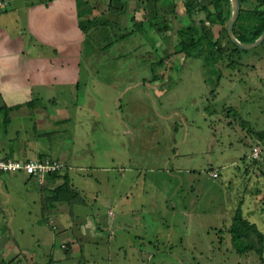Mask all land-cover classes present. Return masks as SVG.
Here are the masks:
<instances>
[{
	"label": "rangeland",
	"instance_id": "obj_1",
	"mask_svg": "<svg viewBox=\"0 0 264 264\" xmlns=\"http://www.w3.org/2000/svg\"><path fill=\"white\" fill-rule=\"evenodd\" d=\"M78 9L90 7L78 1ZM175 25L160 27L170 33L164 41L138 34L111 48L103 41L114 32L89 33L81 54L75 47L66 52L64 82L54 84L50 73L51 84L39 86L57 100L37 105L71 117L66 130L42 142L83 145L81 162L65 170L80 203L66 202L71 213L60 215L36 178L20 174L2 184L5 264H264V241L261 254L237 251L247 241L227 235L237 209L264 235V163L245 159L255 132L264 133V41L225 53H209L199 41L186 55L175 47ZM77 55L84 66L94 61V69H77ZM51 56L60 62L59 52ZM9 110L0 107V120ZM68 222L83 237H70Z\"/></svg>",
	"mask_w": 264,
	"mask_h": 264
},
{
	"label": "crops",
	"instance_id": "obj_2",
	"mask_svg": "<svg viewBox=\"0 0 264 264\" xmlns=\"http://www.w3.org/2000/svg\"><path fill=\"white\" fill-rule=\"evenodd\" d=\"M5 1L7 5L0 6V100L4 102L0 107L10 108L11 115L9 118L0 120V156L14 160L49 157L62 161L65 165L63 172L57 176H47L44 182L39 185L51 194L47 197L53 203L51 212L60 215L68 214L71 213V207L66 202L52 200L53 190L62 183L59 180L66 174L65 170L81 162L79 151L83 150V145H77L74 140L72 145L56 149L45 146L42 142L40 137L66 130L71 117L61 115V110H50L45 105H37V102L57 100L50 94L41 93L39 86L51 82L50 73H53L54 84L64 82L66 78L62 77L60 71L68 69L66 52L75 47L81 54L83 46L89 38V33L96 36V33L100 31L114 32L112 40L103 41L104 48H111L115 43L121 45L120 42L123 39L138 34L147 36L159 34L164 41L170 33L168 31L157 33V28L171 30L175 22L176 25L173 29L175 28L176 32L179 28L190 24L191 17L185 13V0ZM78 1L79 4H86L90 9L80 11ZM250 6L251 4L247 2L244 4V8H250ZM198 13L200 12L193 14V20L204 18L198 17ZM56 16L59 17L58 21L55 19ZM158 20L163 21L162 25L159 26L156 23ZM82 21H88V24L92 23L90 26L84 23L81 25ZM205 22H208L206 25L211 29L212 38L220 40L223 46L222 50L233 52L232 46L227 43L220 32V25L211 24L209 21ZM94 43L98 42H93V49L99 48V44ZM164 43L162 42V45ZM137 49H144L146 54L149 53L145 48ZM53 51L60 53V62L52 61ZM75 58L77 69H82V67L89 70L94 69V61L89 60L84 66L83 58L81 59L78 55ZM169 58L165 61L160 59L155 62L165 63ZM143 60L146 59L143 58L141 61ZM2 74H6L9 79H3ZM76 107L79 108L80 104H76ZM37 124L40 127H37ZM59 125H61L59 129L53 128V126ZM261 142L255 138L252 145L260 144L261 146ZM261 149L262 152L258 159L250 158V151L245 155V159H250L253 164L261 165L264 163L262 146ZM214 171L218 172V170ZM20 174L24 173L3 174L1 185L16 183ZM3 195L6 196L5 193ZM47 224L54 225L53 219L48 218ZM71 224L68 222L70 237L73 239L83 237L82 232H78V237L74 236ZM83 228L87 230L85 227ZM92 237L94 236L89 235L88 238ZM71 244L72 241L67 240L62 244L65 247L61 246L62 249L67 247L64 250L67 253L66 258L70 255L68 252L71 249ZM2 261L5 262L3 259ZM48 263L55 264V261L49 259Z\"/></svg>",
	"mask_w": 264,
	"mask_h": 264
},
{
	"label": "trees",
	"instance_id": "obj_3",
	"mask_svg": "<svg viewBox=\"0 0 264 264\" xmlns=\"http://www.w3.org/2000/svg\"><path fill=\"white\" fill-rule=\"evenodd\" d=\"M255 3V8H244L245 3ZM241 9L236 23L234 24L233 31L237 39L243 43L254 41L264 29V0H240ZM185 13L191 17V23L185 27H181L176 31V48L177 52H186L192 50L197 46L199 41L206 43L209 53H216V51L226 52L222 50L223 46L220 40L212 41L211 29L205 24L208 19L211 24L220 25V32L227 43L232 46V51H238L236 47L228 38L226 33V25L230 16V2L229 0H185L184 1ZM195 12H203L205 17L199 20H193L192 16ZM90 26L92 22L82 21V24ZM199 25H198V24ZM160 31V28L156 29ZM187 55V54H186ZM255 138L261 142L264 140V133L255 132ZM262 143V142H261ZM254 145H250L253 147ZM43 158V157H42ZM49 158V157H47ZM53 159V158H51ZM63 172V171H62ZM54 173L48 176H57L62 173ZM219 174V173H218ZM64 181L53 190L52 200L57 202H67L69 204L80 203L78 193L70 186L67 174L63 176ZM228 236L231 240L236 242L247 241V244L242 247L236 246L237 251L256 249L260 254L262 253V246L264 235L259 231L254 223L249 222L241 213L239 209L236 210L232 217L231 224L227 229ZM257 241L255 244L253 239ZM239 240V241H238ZM0 264H5L2 260Z\"/></svg>",
	"mask_w": 264,
	"mask_h": 264
},
{
	"label": "built area",
	"instance_id": "obj_4",
	"mask_svg": "<svg viewBox=\"0 0 264 264\" xmlns=\"http://www.w3.org/2000/svg\"><path fill=\"white\" fill-rule=\"evenodd\" d=\"M5 0H0V6H6ZM208 24V22H206ZM262 149L260 144H255L250 150V158L258 159ZM65 165L62 161L47 157L31 160H14L0 156V186L1 177L8 173H24L28 176L35 177L39 183H43L48 175L62 172ZM212 178H217L216 171L210 173ZM65 247V246H62Z\"/></svg>",
	"mask_w": 264,
	"mask_h": 264
},
{
	"label": "water",
	"instance_id": "obj_5",
	"mask_svg": "<svg viewBox=\"0 0 264 264\" xmlns=\"http://www.w3.org/2000/svg\"><path fill=\"white\" fill-rule=\"evenodd\" d=\"M229 2H230L231 11L226 25V33L230 41L236 47L242 50H250L259 46L264 41V29L259 34V36L252 42L243 43L239 39H237V37L234 34L233 27L238 19L241 9V3L240 0H229Z\"/></svg>",
	"mask_w": 264,
	"mask_h": 264
}]
</instances>
